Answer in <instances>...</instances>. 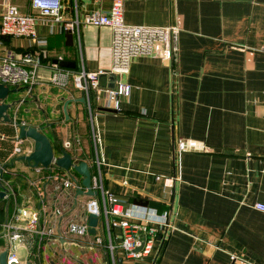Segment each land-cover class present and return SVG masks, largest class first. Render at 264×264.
I'll return each mask as SVG.
<instances>
[{
    "label": "crops",
    "instance_id": "1",
    "mask_svg": "<svg viewBox=\"0 0 264 264\" xmlns=\"http://www.w3.org/2000/svg\"><path fill=\"white\" fill-rule=\"evenodd\" d=\"M12 1L24 12L31 10L30 0ZM111 4L64 0L63 13L71 20L108 11ZM2 10L0 0V25ZM124 15L128 24L178 27L176 59L166 63L141 54L127 73L116 74L109 27L85 26L73 33V45L67 44L61 23L39 24L36 41H6L0 33V55L5 48L18 54L35 49L44 58L31 89L14 88L8 97L13 123L0 121L2 183L10 191L1 198L0 253L8 249L22 263L107 264L99 249L73 243L65 245L68 257H61L47 248H36L29 256L19 242L28 251L22 261L15 242L2 237L5 224L22 225L16 218L22 209L44 210L48 223L63 231L69 220L83 221L90 196L78 195V189L69 190L74 197L56 195L58 181L19 159L34 150V141L16 138L18 122L42 127L57 156L63 150L91 165L97 151L105 189L134 214L171 212L173 228L161 252L156 245L142 259L119 257L117 264H264V211L255 207L264 203V0H126ZM56 59L75 62L72 68L58 63L64 71L85 68L106 74L102 84L99 78L102 90L90 96L93 123L85 91L72 77L65 88L51 83ZM112 73L115 87L110 86ZM119 82L130 92L119 97L116 109L104 91ZM180 139L197 140L208 150L180 153ZM19 141L23 151L15 154ZM67 141L70 148L64 147ZM57 205L69 209L58 216Z\"/></svg>",
    "mask_w": 264,
    "mask_h": 264
},
{
    "label": "built area",
    "instance_id": "2",
    "mask_svg": "<svg viewBox=\"0 0 264 264\" xmlns=\"http://www.w3.org/2000/svg\"><path fill=\"white\" fill-rule=\"evenodd\" d=\"M111 8L108 11L88 12L77 14L71 20L64 17V0H30V11L24 12L12 0H2L3 10L1 12L0 33L16 38L37 39V28L39 24L46 22L61 23L65 30L73 33L79 32L85 26H106L112 30V71L116 74L127 73L132 59L141 54L156 55L164 62L171 63L178 54V33L176 26H146L133 25L125 21V1L111 0ZM3 42L0 40V47ZM40 51L27 50L18 54L10 48L3 49L0 55V84L8 85L11 89H31L36 82L39 69L43 62ZM54 72L50 76L53 85L65 88L72 77L77 88L85 91L87 102L90 105V119L93 123L94 115L91 108L90 96L92 92H99V78L101 71H88L85 68L76 71H64L58 63L52 64ZM108 98V105L119 109L121 95H128L130 87L119 82L115 89L104 91ZM100 96L98 97V99ZM72 143H64L65 148H70ZM180 153L187 151H206L208 147L197 140L180 139L177 143ZM23 151L21 141L17 142L15 154ZM74 163L81 161L73 157ZM90 165V164H89ZM92 165V166H91ZM91 187L97 195H90L85 204L83 221L69 220L63 231L55 224L48 223L44 210L19 211L16 218L22 225H4L2 237L6 242H20L29 251V256L35 255V249L47 248L49 253L60 254L68 257L66 244L81 248H97L107 256V264H117L119 257L127 261L139 260L152 253L158 245L159 251L167 243L172 225V214L169 210L153 216H139L130 208H125L116 196L107 191L103 185L102 165L103 159L96 151L91 163ZM37 170L46 171L47 179L58 181L59 187L56 195L67 198L71 194L70 189L83 188L80 175L71 167L68 171L59 168L52 163L48 168L39 165ZM94 169V170H93ZM2 171V172H1ZM4 167L0 164V184L2 190L9 196V187L2 183ZM60 189L61 193H60ZM84 190L86 188L84 187ZM255 207L264 211V203H257ZM68 206L57 205L54 213L61 216ZM91 214L98 216L96 232L91 233L89 217ZM102 228L103 233L98 232ZM63 241V242H62ZM76 243V244H75ZM19 260L8 250V264ZM43 264V262H39Z\"/></svg>",
    "mask_w": 264,
    "mask_h": 264
},
{
    "label": "water",
    "instance_id": "3",
    "mask_svg": "<svg viewBox=\"0 0 264 264\" xmlns=\"http://www.w3.org/2000/svg\"><path fill=\"white\" fill-rule=\"evenodd\" d=\"M65 35L67 38V44L73 45V32L71 30H66ZM1 38L6 41L10 40V36L7 35H1ZM55 63H59L62 67H75V62L73 61L56 59ZM105 77L106 74L100 75L101 84ZM110 78L112 79V83L110 86L115 87L117 79L116 74H110ZM15 91L16 89H11L8 85L0 84V121L4 123H13V119L9 114V110L13 106V103L8 102V97L12 92ZM70 101L71 100H68L64 106L67 118L69 117L67 105ZM81 101L85 102V98H82ZM109 110L114 111L111 109ZM16 126H18V130L16 131V138L18 140L30 138L34 141V150L29 154L22 155L19 158L20 160H25L34 167L42 165L43 167L48 168L52 163L66 171L73 167L78 174L83 176L82 185L86 188V190L78 188L77 194L97 195V192L94 191L91 187V167L87 161L74 163L72 154L63 150L61 151L62 154L57 156V152L54 149L51 139L43 132L42 127L31 126L25 123L18 122H16ZM4 197H6V191L0 190V198ZM89 223L92 226L90 232L95 233L96 225L98 223V216L95 214H91L89 217ZM0 264H8V249H5L0 253ZM11 264H32V262L27 261L24 263H18L16 261H12Z\"/></svg>",
    "mask_w": 264,
    "mask_h": 264
},
{
    "label": "rangeland",
    "instance_id": "4",
    "mask_svg": "<svg viewBox=\"0 0 264 264\" xmlns=\"http://www.w3.org/2000/svg\"><path fill=\"white\" fill-rule=\"evenodd\" d=\"M9 98H10V96H9ZM8 98V99H9ZM2 123H4V122H2ZM7 133H9L11 130H5ZM15 244H16V248H15V252L17 253V256L22 260V261H24V260H26L27 259V257H28V251L25 249V248H23V247H21L19 244V242H15Z\"/></svg>",
    "mask_w": 264,
    "mask_h": 264
},
{
    "label": "trees",
    "instance_id": "5",
    "mask_svg": "<svg viewBox=\"0 0 264 264\" xmlns=\"http://www.w3.org/2000/svg\"><path fill=\"white\" fill-rule=\"evenodd\" d=\"M4 205H5V200L0 198V225L2 220L4 219ZM0 231H1V226H0Z\"/></svg>",
    "mask_w": 264,
    "mask_h": 264
}]
</instances>
